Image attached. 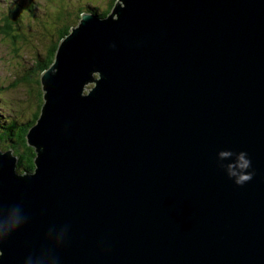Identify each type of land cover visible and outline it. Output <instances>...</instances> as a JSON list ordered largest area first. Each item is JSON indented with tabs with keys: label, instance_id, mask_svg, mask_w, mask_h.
Returning <instances> with one entry per match:
<instances>
[{
	"label": "water",
	"instance_id": "obj_1",
	"mask_svg": "<svg viewBox=\"0 0 264 264\" xmlns=\"http://www.w3.org/2000/svg\"><path fill=\"white\" fill-rule=\"evenodd\" d=\"M233 5L81 14L40 73L34 171L0 151V204L28 216L0 264H25L65 224L58 264H264V0ZM221 151L247 153L253 178L237 186Z\"/></svg>",
	"mask_w": 264,
	"mask_h": 264
},
{
	"label": "rangeland",
	"instance_id": "obj_2",
	"mask_svg": "<svg viewBox=\"0 0 264 264\" xmlns=\"http://www.w3.org/2000/svg\"><path fill=\"white\" fill-rule=\"evenodd\" d=\"M92 2L0 0V110L6 117L24 123L43 103L35 60L43 59L58 36L76 26L79 12L91 8L102 13L106 7L102 0ZM85 87L87 94L93 84ZM5 148L0 143V151Z\"/></svg>",
	"mask_w": 264,
	"mask_h": 264
},
{
	"label": "clouds",
	"instance_id": "obj_3",
	"mask_svg": "<svg viewBox=\"0 0 264 264\" xmlns=\"http://www.w3.org/2000/svg\"><path fill=\"white\" fill-rule=\"evenodd\" d=\"M77 25L78 23L76 26ZM230 157H234L232 163L220 165V167L226 171L227 176L233 179L237 186H241L250 181L254 173L248 171L251 167V161L247 158V153H233L232 151H221L218 153V158L221 160ZM27 220L28 216L22 205L16 204L5 210L4 206L0 204V245H2L10 235L21 228ZM69 228L70 226L67 224L59 227H50L45 235L44 244L39 250L26 258L25 264H58L59 257L57 255V250L66 242ZM0 256H3L2 251H0Z\"/></svg>",
	"mask_w": 264,
	"mask_h": 264
},
{
	"label": "trees",
	"instance_id": "obj_4",
	"mask_svg": "<svg viewBox=\"0 0 264 264\" xmlns=\"http://www.w3.org/2000/svg\"><path fill=\"white\" fill-rule=\"evenodd\" d=\"M131 1L141 2V0H131ZM218 1L221 2L223 6L228 3L229 6H225L228 10L233 8V6H234L233 5L234 0H218ZM113 2H115V0ZM111 9H112V4L109 5L108 12ZM28 10L31 12L29 7H28ZM87 10H91V8H89ZM94 11H96V10H94ZM108 12L103 14V18H105L107 16L106 14H108ZM84 13H86V12H83V11L79 12L78 20H79V17L81 16V14H84ZM93 15H96V14H93ZM97 18H99V17H97ZM68 32H69V29L65 30L63 33H61L58 36V38L55 40L54 46L50 48L49 53L48 54L46 53V55L43 59L39 58L38 60L37 59L35 60L34 71L35 70L40 71L39 72V74H40L43 70H45L51 64L58 43L61 40H63V38L67 35ZM102 32L104 33V31H102ZM205 32H203L204 34L201 36L202 39H204V40L208 39L207 35H209L210 33H213V29L209 28ZM223 32H224V30H223ZM4 33L9 35L5 30H4ZM98 77H99V75L95 76L93 78L97 79ZM41 106H42V104L38 105L37 108L35 109V111L31 114V116H30L31 119L29 118V120L24 121V123H18L13 118L6 117V115H4L2 113V111L0 110V143H1V146L6 147L5 149H2V151L3 152L9 151V150L12 151V155L16 157L15 172L18 175H25V174L32 173L34 171L35 150L26 145L25 137H26L27 131L32 126H34V124L36 123V121L40 115Z\"/></svg>",
	"mask_w": 264,
	"mask_h": 264
},
{
	"label": "flooded vegetation",
	"instance_id": "obj_5",
	"mask_svg": "<svg viewBox=\"0 0 264 264\" xmlns=\"http://www.w3.org/2000/svg\"><path fill=\"white\" fill-rule=\"evenodd\" d=\"M95 1H96V0H93L92 3H94ZM113 1H114V0H102V3L106 4V7L102 10V13H97V12H95L93 9H91V10H87L88 12H86L85 14H91V15L96 14V15H94V16H97V17H99V18H103V14L108 12L109 5L112 4V6H113V4H114ZM115 1H116V0H115ZM88 4H91V3H88ZM91 5H92V4H91ZM92 6H94V5H92ZM109 13H110V11H109L108 14H106V15H109ZM104 16H105V15H104ZM49 51H50V50H49ZM49 51H47V54L49 53ZM95 76H98V75H94V77H95Z\"/></svg>",
	"mask_w": 264,
	"mask_h": 264
}]
</instances>
